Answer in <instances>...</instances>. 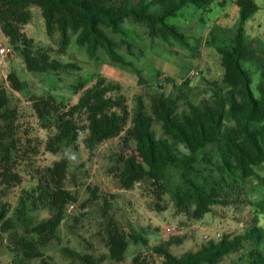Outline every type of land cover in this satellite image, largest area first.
Segmentation results:
<instances>
[{
	"label": "trees",
	"instance_id": "trees-1",
	"mask_svg": "<svg viewBox=\"0 0 264 264\" xmlns=\"http://www.w3.org/2000/svg\"><path fill=\"white\" fill-rule=\"evenodd\" d=\"M213 1L0 0V30L30 73L77 68L75 64L51 58L46 49H34L33 39L23 30L31 20L29 8L37 6L46 35L59 34L58 53L66 51L73 34L75 44L85 48L89 58L97 59L103 53L112 64L126 69L133 64L118 51L107 29L120 35L128 54L133 41L130 31L123 26L127 21L143 27L151 40L168 43L173 39L187 46L185 35L166 20L177 16L186 6L206 11ZM234 3L238 16L231 44L215 46L222 71L217 79L206 82L209 92L197 101H192L184 91L188 81L173 84L177 93L161 90L152 94L149 112L141 96L136 97L130 110L121 84L102 77L88 85L79 81L73 86L77 95L74 104H64L53 95H30L28 82L14 70L0 82V236L11 244L8 247L15 255L14 264H28L32 259H39V264H51L41 249L57 239V228L67 206L77 201L65 188L68 168L65 159L51 167L38 168L37 160L43 150L56 154L62 148L76 149L82 144L93 152L102 143L120 138L115 158L120 187L130 189L148 178L156 186L158 198L169 193L176 208L193 220L203 219L214 206L235 204L237 197L231 192L251 179L264 182L257 171L258 167L264 169V62L258 56L259 47L264 45L257 40L249 42L244 35V26L258 11V5L254 0H234ZM251 61L257 64L260 76L256 92L251 88V73L245 68ZM136 73L140 74L138 70ZM16 94L26 103H20ZM181 100L186 108L180 110ZM155 124L160 127V135L154 129ZM40 130L46 132L45 140ZM211 145L217 162L206 158L211 168L208 174H203L196 166L197 156ZM22 164L28 167V181L35 180L37 184L30 191H22L24 197H19L16 191L25 182ZM169 170L176 171V179L170 178ZM91 191L87 203L97 198L95 190ZM17 196L18 205L8 216L11 202ZM38 208L49 210L51 216L32 225L28 212ZM18 223L26 226L23 234L16 230ZM106 235L108 258L115 262L124 260L129 239L147 243L134 233H124L113 223L108 224ZM263 240L264 228L257 227L254 221L242 233L223 235L180 256L169 249L180 241L176 237L154 246L152 252L162 259L161 264H218L244 242L252 241L255 248L240 256L238 263L264 264ZM63 252L82 264H103V258L80 255L67 247ZM132 264L146 263L136 256Z\"/></svg>",
	"mask_w": 264,
	"mask_h": 264
},
{
	"label": "rangeland",
	"instance_id": "rangeland-1",
	"mask_svg": "<svg viewBox=\"0 0 264 264\" xmlns=\"http://www.w3.org/2000/svg\"><path fill=\"white\" fill-rule=\"evenodd\" d=\"M222 0H214L208 10L196 9L193 6L182 8L177 16L166 20L168 24H175L185 35L187 46L170 39L168 43L160 40H151L143 27L125 22L124 27L130 31L133 45L128 54L121 37L106 30L117 44L118 51L124 58L133 64L132 68H120L112 64L108 57L100 53L97 59L87 56L83 47H78L71 34V40L66 51L57 52L59 34L47 36L40 8L31 6L30 22L24 27V33L33 39L34 49H46L51 58L60 63L75 64L77 68H64L57 73L35 74L26 70L21 55L14 52L0 59V82H4L6 75L14 70L22 80L29 84V94L36 96L53 95L64 104H74L77 99L73 86L79 81L87 85L99 78L117 81L122 86L130 110L134 108V100L141 96L149 112L150 97L155 92L164 90L165 93L173 91V84L180 85L188 81L184 89L190 94L192 101H197L204 93H208L207 81L217 79L222 71L218 65L215 46H229L235 33L237 14L232 7L231 0H225L229 10L222 16L223 8L218 4ZM259 10L244 26L245 40L264 39V0H256ZM236 14V16H235ZM0 43L11 47L8 39L1 33ZM264 45V44H263ZM258 56L264 62V46L259 47ZM253 80L251 88L259 82V71L254 61L245 64ZM137 70L140 74L137 75ZM20 103L24 99L16 94ZM186 108L184 102H179V109ZM157 135L160 127L154 125ZM40 135L45 140L46 132L40 130ZM120 138H113L89 152L82 144L78 148H62L56 154L45 152L38 157V168L51 167L54 163L65 159L67 161V178L65 188L77 197L76 203L67 206L64 217L57 228V239L41 249L44 258L51 264H82L80 261L68 257L63 249H73L80 255H92L103 258V264H132L134 257L138 256L146 264H161L162 259L152 252V248L164 243L169 238H178L169 249L173 255L180 256L186 251L198 250L208 241H216L223 235H236L252 225L264 228V182L251 179L242 188L231 192L237 197L235 204L229 206H214L213 211L206 214L201 220H193L179 211L169 193L158 198L155 194L156 186L147 179L134 184L130 189L120 187L116 177V155L119 150ZM197 168L203 174H208L211 165L205 162L210 158L212 163L217 162L215 148L211 145L198 153ZM260 177H264L263 167L257 168ZM24 183L17 190L19 197L22 191L34 189L37 182L30 179L28 167L21 166ZM171 179H176V171L169 170ZM216 177V175H213ZM95 190L96 199L87 203L91 197V190ZM18 197V196H17ZM19 197L11 202L12 215L18 205ZM24 197V195H22ZM87 205L83 208L82 204ZM28 207L30 204L27 202ZM30 209V207H29ZM29 213V223L35 225L51 216L47 209L38 208ZM113 223L124 233H134L146 244L139 241L135 243L129 239V246L122 262H115L108 258L107 227ZM28 224V223H27ZM175 225L178 232L167 235L166 226ZM26 226L18 223L16 230L23 234ZM206 235V238H203ZM12 236L10 235L9 238ZM0 236V264H14L15 255L11 252V244L5 243L6 239ZM9 241V240H8ZM9 246V247H8ZM255 248L252 241H246L241 248L222 258L218 264H239L238 258L246 255ZM261 251L264 253V240ZM39 259H32L28 264H39Z\"/></svg>",
	"mask_w": 264,
	"mask_h": 264
},
{
	"label": "built area",
	"instance_id": "built-area-1",
	"mask_svg": "<svg viewBox=\"0 0 264 264\" xmlns=\"http://www.w3.org/2000/svg\"><path fill=\"white\" fill-rule=\"evenodd\" d=\"M13 53L14 51L11 47L4 46L3 44L0 43V59L1 57H4L6 55H11ZM166 227H167L166 232H168L167 235H173L178 232V228L175 225H168ZM206 237H207L206 235H203V238H206Z\"/></svg>",
	"mask_w": 264,
	"mask_h": 264
},
{
	"label": "crops",
	"instance_id": "crops-1",
	"mask_svg": "<svg viewBox=\"0 0 264 264\" xmlns=\"http://www.w3.org/2000/svg\"><path fill=\"white\" fill-rule=\"evenodd\" d=\"M232 1V3H231V5H232V7L230 6V8H234V10H235V13L237 14V16H238V8H237V6L235 5V3H234V0H231ZM255 2H256V0H254ZM218 4L223 8V12H222V16H225V14L228 12V10H229V5H227L226 4V1L225 0H222V1H219L218 2ZM257 4V3H256ZM258 5V4H257ZM258 10H259V6H258ZM236 14H235V16H236ZM263 42V44H264V39L262 40Z\"/></svg>",
	"mask_w": 264,
	"mask_h": 264
}]
</instances>
